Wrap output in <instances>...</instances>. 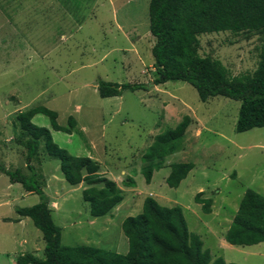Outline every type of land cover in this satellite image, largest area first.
Returning <instances> with one entry per match:
<instances>
[{
	"label": "rangeland",
	"instance_id": "obj_1",
	"mask_svg": "<svg viewBox=\"0 0 264 264\" xmlns=\"http://www.w3.org/2000/svg\"><path fill=\"white\" fill-rule=\"evenodd\" d=\"M53 1L57 6H49L48 0H23L25 22L18 31L24 41L17 48L0 44V163L29 174L26 137L19 134L15 115L42 105L56 111L61 126H67L72 116L75 129L71 133L54 130L49 117L41 113L32 122L48 128L53 140L71 154L99 162V172L114 180L123 194L109 214L91 216L82 198L86 185H69L58 160L46 155L41 143L31 164L44 177L43 191L49 201L58 207L51 211V217L61 229V243L126 253L122 220L139 213L143 199L152 196L162 205L182 208L189 231L200 236L212 258L264 264V241L237 246L224 239L245 190L264 196V127L236 132L239 101L217 95L203 102L184 81H167L148 90H123L119 96H99V79L148 83L154 78L149 0ZM32 6L41 22L35 23L37 30L27 42L28 19L33 17L28 7ZM3 18L0 14V29ZM198 41L201 56L219 60L229 76H240L256 69L264 31L203 33ZM184 115L190 117V123L181 149L170 154L146 183L140 173L141 153L156 134L175 127ZM175 161H190L194 167L178 187L170 188L165 178L169 164ZM127 175L134 178L135 187L122 185ZM200 191L201 198H211L208 214L194 201ZM38 201V194H26L20 183H11L0 172V264H17L16 257L27 252L44 256L41 231L30 218L15 212L16 207Z\"/></svg>",
	"mask_w": 264,
	"mask_h": 264
},
{
	"label": "trees",
	"instance_id": "obj_2",
	"mask_svg": "<svg viewBox=\"0 0 264 264\" xmlns=\"http://www.w3.org/2000/svg\"><path fill=\"white\" fill-rule=\"evenodd\" d=\"M148 15L149 31L154 37L150 47L154 78L148 83L99 79V96H119L123 90H148L151 85L184 81L194 87L203 102L217 95L239 101L236 132L264 127V46L259 50L254 72L240 76H229L219 60L201 56L197 49L198 36L203 33L264 31V0H149ZM38 113L48 116L51 127L57 131L71 133L76 125L72 116L68 117L67 126L59 125L56 111L42 105L15 115L19 134L26 137L25 165L29 174L19 168H6L1 163L0 172L7 175L11 183H20L25 192L38 194L37 203L16 207L15 212L31 219L45 243L42 258L27 252L16 257L17 264H236L225 262L222 257L212 258L200 236L189 231L182 208L162 205L152 196L143 199L139 213L122 220L121 228L128 242L126 253L86 244L63 245L61 229L51 217L49 199L43 191L44 177L31 164L41 143L43 152L58 160L61 175L69 185H86L82 198L88 203L91 216L109 214L122 201L123 194L114 180L99 172V162L90 156L71 154L53 140L48 128L34 124L32 118ZM189 123L190 117L184 115L175 127L156 134L141 153L140 173L146 183L151 181L154 171L165 165L170 154L181 149ZM169 167L165 182L170 188H176L194 163L175 161ZM122 185L133 188L136 183L127 175ZM201 193L194 195V201L208 214L211 198H201ZM224 239L237 246L264 241L263 195L250 188L245 190Z\"/></svg>",
	"mask_w": 264,
	"mask_h": 264
},
{
	"label": "crops",
	"instance_id": "obj_3",
	"mask_svg": "<svg viewBox=\"0 0 264 264\" xmlns=\"http://www.w3.org/2000/svg\"><path fill=\"white\" fill-rule=\"evenodd\" d=\"M10 3H14L13 5L11 6H8V4ZM55 4V2L52 0H48V4L49 6L51 4ZM23 5V0H5V3H0V14L3 18V21H2V25H1V29H0V44H2L4 47H8V46H13V47H19L21 44V42H23V35L22 33H20L18 30L19 26H21L23 24V22H25L23 20V16L21 15V10H25L24 7H22ZM57 6V5H56ZM34 6L32 7H28V14L29 16H36V19L35 18H31V19H28V27L26 28L27 31L26 32H29L28 33V37L27 39H25V41H32L31 40V35H33L34 37V32L35 30H37L36 27H34L35 23H40L41 20H40V17L38 16L37 13L34 12ZM6 10V15L4 16V11L3 10ZM10 9V11L8 10ZM8 10V11H7ZM23 14V13H22ZM48 22V20H47ZM23 29V28H22ZM21 29V30H22ZM30 35V36H29ZM27 36V35H26ZM40 36H36V38L38 39ZM61 38H64L63 36ZM27 44V43H25ZM28 45V44H27ZM47 45V43L45 44ZM45 175V174H44ZM46 177V175H45ZM48 180V178H46V181ZM81 184V183H80ZM46 186V185H45ZM26 194H29L28 192H26ZM53 202H50L49 201V207L51 209V211H53V209H56L54 208L53 206ZM16 220H20V218H17Z\"/></svg>",
	"mask_w": 264,
	"mask_h": 264
}]
</instances>
